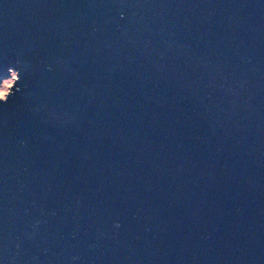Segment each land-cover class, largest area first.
Instances as JSON below:
<instances>
[{"label":"water","instance_id":"water-1","mask_svg":"<svg viewBox=\"0 0 264 264\" xmlns=\"http://www.w3.org/2000/svg\"><path fill=\"white\" fill-rule=\"evenodd\" d=\"M0 264H264V0H0Z\"/></svg>","mask_w":264,"mask_h":264},{"label":"rangeland","instance_id":"rangeland-1","mask_svg":"<svg viewBox=\"0 0 264 264\" xmlns=\"http://www.w3.org/2000/svg\"><path fill=\"white\" fill-rule=\"evenodd\" d=\"M16 79V73L11 71L7 78L2 79L0 82V99L5 98L10 88L13 86Z\"/></svg>","mask_w":264,"mask_h":264}]
</instances>
